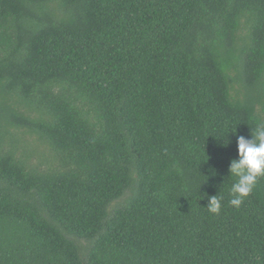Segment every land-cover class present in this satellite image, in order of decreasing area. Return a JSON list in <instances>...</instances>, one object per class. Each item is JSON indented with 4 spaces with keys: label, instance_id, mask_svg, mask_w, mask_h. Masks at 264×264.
<instances>
[{
    "label": "trees",
    "instance_id": "obj_1",
    "mask_svg": "<svg viewBox=\"0 0 264 264\" xmlns=\"http://www.w3.org/2000/svg\"><path fill=\"white\" fill-rule=\"evenodd\" d=\"M259 123L264 0H0V264H264Z\"/></svg>",
    "mask_w": 264,
    "mask_h": 264
},
{
    "label": "clouds",
    "instance_id": "obj_2",
    "mask_svg": "<svg viewBox=\"0 0 264 264\" xmlns=\"http://www.w3.org/2000/svg\"><path fill=\"white\" fill-rule=\"evenodd\" d=\"M230 141H224L227 146ZM237 159L230 162L229 176L235 178L231 189L230 205L239 208L244 200L253 192L258 180L264 179V123L257 124L251 130V138L243 135L237 137ZM209 213L218 215L222 208V197H209L207 205Z\"/></svg>",
    "mask_w": 264,
    "mask_h": 264
}]
</instances>
